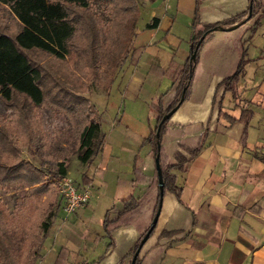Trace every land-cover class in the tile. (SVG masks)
<instances>
[{
  "label": "crops",
  "instance_id": "obj_1",
  "mask_svg": "<svg viewBox=\"0 0 264 264\" xmlns=\"http://www.w3.org/2000/svg\"><path fill=\"white\" fill-rule=\"evenodd\" d=\"M248 9L249 0H201V24L237 18L206 38L188 96L167 124L162 142L166 160L181 149L179 143L193 148L202 138V147L182 169L172 170L180 191L164 190L154 232L139 251L143 264H264V15L255 24ZM240 63L239 97L232 98L218 85ZM213 97L217 102L222 98L220 109L228 115L220 114ZM153 159L150 146L136 159L150 184L121 185L124 197H142L143 206L132 224L113 230L112 247L107 249L102 220L121 198L105 203L101 229L86 227L73 248L67 238H59V230L53 236L60 246L52 263L61 248L69 250L66 264L131 263L139 228L148 225L156 203ZM131 167L126 179L133 178ZM78 186H92V179L86 174ZM162 230L177 232L159 241Z\"/></svg>",
  "mask_w": 264,
  "mask_h": 264
},
{
  "label": "trees",
  "instance_id": "obj_2",
  "mask_svg": "<svg viewBox=\"0 0 264 264\" xmlns=\"http://www.w3.org/2000/svg\"><path fill=\"white\" fill-rule=\"evenodd\" d=\"M97 1L105 2L106 11H108L111 19L104 20L98 14L100 13L99 11L97 14H93L94 16L90 14L93 23H97L95 28L97 31L93 33L88 31L93 29V26L91 25L90 27L92 28L88 29L87 18L85 19L86 15L74 17L70 9V6L88 9V0H0V4L9 8L19 25L14 33H8L0 29V97L4 101L10 102L17 95L33 107L37 106L40 100H47L53 108L63 112L77 141V158L81 163H85L88 166L104 145L105 134L101 131L100 119L94 117L90 110L88 99L80 93L66 91L59 83L49 87L48 76L31 59L28 52L38 50L57 60H63L70 54V47L73 45L72 40L75 39L78 33H81L83 45H75L74 54L76 53V59H83V62L79 60V65L81 62V65H84V59L88 53L84 41L87 40V37L92 36V40L95 42L96 39L97 41L100 51L99 55L106 61V68L102 72V77H106L111 72V68H114L129 53L130 44L136 35L135 32L131 31L132 25H130V21L131 24L134 22L138 7L134 0ZM101 6L103 7V4ZM104 10V7L101 8V13ZM248 11L250 14L249 18L256 16L254 19L256 24L264 15V5L260 0H249ZM199 13V0H196L189 55L181 65L172 71L171 85L168 90L158 97L156 103L152 101L148 103V110L155 118V125L143 139V144L150 146L152 157L155 159L159 155L164 190H169L175 195L179 194L180 188L176 183V175L172 173V170L182 169L199 152L202 147V138L201 142L193 148L179 143V148L181 149L176 150L172 160L168 161L164 158L162 146L167 124L175 109L188 96L189 83L197 63L198 53L206 38L213 30L223 29L232 24L237 18L236 16L223 21L201 24ZM109 23L110 26L108 25ZM158 24L159 18L154 17L150 23L146 24V27L156 28ZM241 24L239 23L236 27ZM242 70L243 66L240 63L234 70L223 76L218 88H222L224 92H229L232 98H238L237 83ZM80 71L85 74L83 69ZM51 82L53 83L52 80ZM171 90H175L179 95L171 102L165 103V96ZM214 101L216 104V97H213V104ZM221 102L222 98L217 102L220 114L226 116L228 114L222 113L220 109ZM17 110L16 112L20 114V109ZM33 128L37 129H34V133H40L39 125H34ZM31 131H27L24 134L26 142L34 144L40 140L42 141L41 134L33 136ZM4 139L7 140V138ZM6 143L8 144L9 152L16 159L18 155L17 149L10 145V141ZM48 149L50 150H48L41 162L42 165L49 166L45 171L21 159L10 165L3 161L0 162V183L3 186L22 187L28 190V194L22 197L20 207L16 213L8 212L0 204V264H33L37 259L41 258L39 248L47 238L52 226L53 214L48 210L47 204L56 203L55 206L58 204L53 190H51L50 186L45 185V179H47V176L59 179L66 176L68 157L72 152L64 144L57 142L51 143ZM262 160L264 162V157ZM133 174V179L128 181L130 184H150L151 179L143 174L141 168L136 164V159L133 164ZM82 176L86 177V174ZM155 182L157 197L150 217L151 221L158 207L159 200L157 171ZM142 206V197L135 198L133 195H128L118 200L105 211L102 227L109 238L107 249L113 245L111 238L113 230L132 224L135 216L140 213ZM40 211H43V213L39 219L36 217ZM149 227L150 224L139 228L138 239L130 252L132 256L137 249L142 248L145 241L154 232L155 227L145 238ZM176 232V230H162L159 235V241ZM68 255L69 250L61 248L53 264H66ZM102 256L99 258H102ZM76 264L87 263L82 261ZM119 264L124 263L120 261ZM133 264H143V259L139 254L134 259Z\"/></svg>",
  "mask_w": 264,
  "mask_h": 264
},
{
  "label": "rangeland",
  "instance_id": "obj_3",
  "mask_svg": "<svg viewBox=\"0 0 264 264\" xmlns=\"http://www.w3.org/2000/svg\"><path fill=\"white\" fill-rule=\"evenodd\" d=\"M134 1L138 13L132 24L130 21V25L131 31L136 35L132 39L128 55L112 67L106 77H102L106 61L99 55L97 41L95 39L94 42L92 36L84 41L88 52L87 57H84V65H81L83 59H76V53L74 54L75 45H83L81 33L72 40L70 54L63 60H57L38 50L28 52L31 59L48 76L49 87L59 83L66 91L80 93L88 99L94 117L100 119L101 131L105 134L104 145L89 166L77 158V141L63 112L53 108L47 100H40L37 106L33 107L17 95L10 102L0 97V162L10 165L21 159L45 171L49 166L42 165V159L50 150L49 145L57 142L72 151L68 157L66 176L77 186L82 182V175L85 173L92 179L88 204L67 214L63 209V201L58 196L59 178L47 176L45 185L53 190L58 204H47L48 210L53 214L52 226L39 248L41 258L33 264H53L56 250L60 246L57 238L53 240V236L59 230V238H67V246L73 248L74 243L79 240L76 238L86 227L92 230L101 229L105 203L110 199L124 197L121 185H130L128 181L133 179H126L129 168L132 166L133 173L134 160H138L149 147L141 140L155 125V118L148 110V103L156 102L158 97L168 90L172 71L189 55L196 0ZM101 2L88 0V9L70 6L72 16L86 15L88 29L93 26V29L88 31L94 33L97 31V23H93L90 14L95 15L99 11L101 18L111 19L105 2ZM101 4L105 9L102 13ZM200 4L201 0L199 7ZM154 17L159 18L158 26L146 27ZM108 25L110 26V23ZM18 27V22L9 8L0 4V29L14 33ZM79 60L82 61L80 65ZM79 69H83L86 75ZM178 95V92L171 90L165 97V103L171 102ZM17 109H20V114L16 112ZM34 125H39V134L34 133ZM30 130L33 136L41 134L42 141L34 144L26 142L24 134ZM7 141L17 149L16 159L9 152ZM151 164L154 176L152 185L157 188L154 159ZM141 184L145 183H136L135 187ZM27 194V188L3 186L0 183V204L10 213H16L22 197ZM42 213L43 211H40L36 218L40 219ZM150 223L151 218L148 224Z\"/></svg>",
  "mask_w": 264,
  "mask_h": 264
},
{
  "label": "built area",
  "instance_id": "obj_4",
  "mask_svg": "<svg viewBox=\"0 0 264 264\" xmlns=\"http://www.w3.org/2000/svg\"><path fill=\"white\" fill-rule=\"evenodd\" d=\"M58 196L63 201V209L68 214L84 206L90 199L89 186H77L69 177L63 176L58 181Z\"/></svg>",
  "mask_w": 264,
  "mask_h": 264
},
{
  "label": "water",
  "instance_id": "obj_5",
  "mask_svg": "<svg viewBox=\"0 0 264 264\" xmlns=\"http://www.w3.org/2000/svg\"><path fill=\"white\" fill-rule=\"evenodd\" d=\"M192 56H194V55H192ZM154 162H155V168H156L157 176H158L159 200H158V207H157L156 212L154 214V217L150 223V227L146 233L145 238L149 235V233L153 230V228L155 227V225L157 223L159 213H160V209H161L162 197H163V193H164L163 182H162V177H161V168H160V163H159V155H157L155 157ZM139 251H140V249H137L136 252L134 253V255L132 256L131 264H133L134 259L139 254Z\"/></svg>",
  "mask_w": 264,
  "mask_h": 264
}]
</instances>
